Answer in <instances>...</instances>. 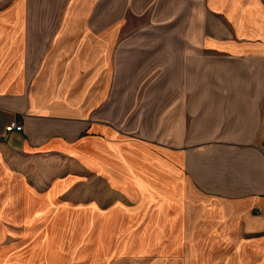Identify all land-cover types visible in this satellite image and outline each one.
Here are the masks:
<instances>
[{"label": "crops", "instance_id": "1", "mask_svg": "<svg viewBox=\"0 0 264 264\" xmlns=\"http://www.w3.org/2000/svg\"><path fill=\"white\" fill-rule=\"evenodd\" d=\"M150 1L134 0V12ZM196 2L197 33L167 36L178 43L163 46L161 74L134 78V184L172 232L185 206L217 233L222 255L205 263L264 264V0ZM120 11L108 0H0V238L4 220L26 221L29 264H70L53 236L68 178L41 193L14 166L64 155L102 171L79 148L121 137L111 116L123 104L124 82L113 97ZM12 120L22 129L5 130ZM195 245L186 255L199 264ZM13 246L0 242V264H26Z\"/></svg>", "mask_w": 264, "mask_h": 264}, {"label": "rangeland", "instance_id": "2", "mask_svg": "<svg viewBox=\"0 0 264 264\" xmlns=\"http://www.w3.org/2000/svg\"><path fill=\"white\" fill-rule=\"evenodd\" d=\"M108 1L118 4L124 20L115 53L116 85L119 86H114L112 95L119 94L118 89L124 82L123 93L116 97L119 102L123 95V104L114 107L111 114L112 123L116 121L121 130V137L117 141L109 140L105 145L91 143L79 148L93 158H100L104 165L102 171L86 167L83 158L64 155L30 158L20 170L18 165L14 167L41 193L53 180L68 178L53 202L54 216L59 219L53 236L60 242L58 251L67 258V263L90 264L92 259L101 258L98 264H196L186 255L189 253L187 242H191L196 243L192 255L197 253V258L204 260L198 263L207 264L206 259L222 255V249H214L221 242L217 233L202 232L201 229L206 231L203 219L191 217L185 206L180 217L175 214L176 223L182 224L177 226L182 227H174L172 232L168 223L163 222L162 215L152 213V202L143 197L134 184V78L141 77L145 83L161 74L163 46L178 43H168L167 36L197 33L198 11L194 6L198 3L196 0H151L144 10L136 13L134 0ZM109 143H117L120 157L112 152ZM20 204L14 203L12 207L18 209ZM78 217L85 220L82 228L76 226ZM4 222L6 228L0 242L14 244L8 254L17 252V259L29 264L26 262L28 255L21 254L31 241L25 239L26 235L24 237L26 221L9 218ZM194 227L200 233H195ZM43 228L42 223L37 229V235L41 232L38 239L44 234Z\"/></svg>", "mask_w": 264, "mask_h": 264}, {"label": "built area", "instance_id": "3", "mask_svg": "<svg viewBox=\"0 0 264 264\" xmlns=\"http://www.w3.org/2000/svg\"><path fill=\"white\" fill-rule=\"evenodd\" d=\"M6 130H20L22 129V124L16 121H11L5 126Z\"/></svg>", "mask_w": 264, "mask_h": 264}]
</instances>
